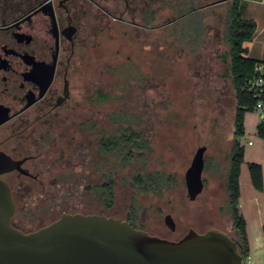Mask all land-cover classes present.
<instances>
[{
	"label": "rangeland",
	"instance_id": "374dc122",
	"mask_svg": "<svg viewBox=\"0 0 264 264\" xmlns=\"http://www.w3.org/2000/svg\"><path fill=\"white\" fill-rule=\"evenodd\" d=\"M181 1L185 0H141L136 19L93 20V99L89 104L84 99L73 120L61 130L47 132L44 142L34 149L41 151L29 163L36 177L14 178L18 226L34 230L64 212L105 210L127 216L135 192L132 170L116 163L117 159L106 157L107 162L98 149L102 134L117 132L121 124L115 120L124 115L151 140L154 150L149 169L163 168L175 177L165 196L136 194L139 223L170 238H179L192 227L232 231L229 215L217 213L227 198L225 178L238 107L223 39L231 0H199L203 12L186 15L172 25L175 4ZM241 10L258 22L256 36L248 42L249 54L264 60V0H242ZM201 18L206 37L201 49L192 51L175 39L174 30H192ZM101 92L107 96L101 98ZM92 111L95 125L88 131L84 121ZM256 118L255 110L247 112L249 132L242 138L244 144L257 137ZM203 144L208 146L207 186L193 200L185 174ZM107 164H111L109 169ZM103 173L115 180V201L109 210L95 188L104 181ZM167 213L175 218V231L165 221Z\"/></svg>",
	"mask_w": 264,
	"mask_h": 264
},
{
	"label": "flooded vegetation",
	"instance_id": "af4514ba",
	"mask_svg": "<svg viewBox=\"0 0 264 264\" xmlns=\"http://www.w3.org/2000/svg\"><path fill=\"white\" fill-rule=\"evenodd\" d=\"M139 2L0 0V117L7 115L0 123V149L23 159L28 171L15 168L2 174L12 193L14 178L36 177L29 163L41 152L34 149L46 133L61 130L85 105L84 99L88 104L93 99V20L136 19ZM88 117L85 126L92 131L93 111ZM14 215L13 224L20 227Z\"/></svg>",
	"mask_w": 264,
	"mask_h": 264
},
{
	"label": "water",
	"instance_id": "95a60500",
	"mask_svg": "<svg viewBox=\"0 0 264 264\" xmlns=\"http://www.w3.org/2000/svg\"><path fill=\"white\" fill-rule=\"evenodd\" d=\"M6 119L1 116L0 123ZM207 148L198 147L185 174L193 200L205 188ZM22 163L0 149V264H244L236 240L215 228L202 232L192 227L175 239L122 217L81 211L64 212L34 230L17 227L11 185L2 174L15 168L28 172ZM165 221L176 228L172 213Z\"/></svg>",
	"mask_w": 264,
	"mask_h": 264
},
{
	"label": "trees",
	"instance_id": "16d2710c",
	"mask_svg": "<svg viewBox=\"0 0 264 264\" xmlns=\"http://www.w3.org/2000/svg\"><path fill=\"white\" fill-rule=\"evenodd\" d=\"M190 1L189 5H187V0L181 1V5L175 4L177 8L174 13V22L172 25L177 24V22L186 15L203 12L201 9L204 6L203 3H199V0ZM241 2L242 0H231V4L229 5L226 14V22L223 27V39L228 46L230 74L235 89L238 107L235 114L234 137L229 152V167L225 178L227 198H225L220 204L217 213L218 216L224 214L229 215L232 220V231H226L234 238V240H236L240 252L244 257L249 254L250 240L247 219L240 206V177L246 153L245 144L243 143L242 138L247 133V112L255 110L258 100V96L246 88V81L254 77L256 64L264 62V60L250 56L249 54L248 42L255 38L258 29V22L243 14L241 10ZM201 19L203 21L201 20L200 25H194L192 29L193 31L190 27H181L174 30L176 34L175 39L179 40L184 46H189L192 51L200 50L206 37V24L204 18ZM106 96L105 92H101V98ZM115 122L121 124L119 130L110 134L103 133L100 137V144L98 146L100 155L102 158L110 157L113 161L117 159L118 162L116 163L121 164L124 168L132 170L131 176L134 180L135 192L129 213L124 219H128L137 227L147 228L150 232L156 233L150 230L147 226L140 224L139 220H137V216L139 217V210L134 207V203L137 200L136 194L151 193L157 197L165 196L167 190L173 186L175 177L171 171L163 168H158L154 171L149 169L150 156L153 154L154 149L149 137L136 127V123L132 122L124 115L119 119H116ZM257 128L258 134L264 138V122H258ZM106 160L108 162L109 158H106ZM139 162H141V167L139 166ZM147 163L148 165H146ZM208 165V161L206 160L205 170L208 168ZM108 167H111V164H107V168ZM217 168L220 169V165H218ZM249 168L255 186L259 189H263V165L257 161H249ZM102 175L104 181L95 188L101 200L105 203L106 208L109 210L114 206L115 180L105 173ZM204 180L206 188L207 180L205 175ZM101 213L111 215L105 210Z\"/></svg>",
	"mask_w": 264,
	"mask_h": 264
},
{
	"label": "crops",
	"instance_id": "0c3cea01",
	"mask_svg": "<svg viewBox=\"0 0 264 264\" xmlns=\"http://www.w3.org/2000/svg\"><path fill=\"white\" fill-rule=\"evenodd\" d=\"M258 122L257 115L255 131L257 137L249 139V144H245V161L242 164L240 177V206L247 219L250 240L249 254L256 262H264V188L259 189L255 186L249 168V161H257L263 165L264 169V138L258 134ZM247 124L246 119L247 132H249Z\"/></svg>",
	"mask_w": 264,
	"mask_h": 264
},
{
	"label": "built area",
	"instance_id": "2783aa9c",
	"mask_svg": "<svg viewBox=\"0 0 264 264\" xmlns=\"http://www.w3.org/2000/svg\"><path fill=\"white\" fill-rule=\"evenodd\" d=\"M246 88L258 96L255 111L259 122H264V62L256 64L255 75L246 81ZM250 143H252V140H250ZM243 263L264 264V262H256L250 254L243 257Z\"/></svg>",
	"mask_w": 264,
	"mask_h": 264
}]
</instances>
